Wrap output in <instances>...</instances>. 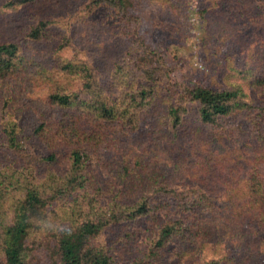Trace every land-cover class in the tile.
Wrapping results in <instances>:
<instances>
[{"label": "trees", "instance_id": "trees-1", "mask_svg": "<svg viewBox=\"0 0 264 264\" xmlns=\"http://www.w3.org/2000/svg\"><path fill=\"white\" fill-rule=\"evenodd\" d=\"M104 1L127 12L138 0H88L84 7ZM49 2L57 0H7L2 6L44 11ZM3 7L0 24L7 16ZM39 16L23 38L59 40L49 54L26 56L24 39L0 37V264H33L39 248L44 264H179L193 256L215 234L216 209L238 211L234 170L228 172L225 161L220 164L226 176L212 170L224 178L221 194L207 178L178 189L130 149L103 179L109 163L102 150L127 143L152 116H159L153 125L158 133L176 136L183 129L199 138L206 124L247 112L264 138V104L255 110L241 82L222 87L197 82L187 90L198 102V116L190 119L187 106L160 93L170 63L142 35L106 70L96 56L66 54L71 27L55 26L54 13ZM99 47L100 42L92 46L96 54ZM241 71L249 86L264 94V66ZM30 83L45 87L53 112L41 110L24 121L19 99ZM212 160L207 156L204 167ZM248 179L253 196L260 197L259 176L251 173ZM140 226L149 232L138 243ZM233 257L225 252L201 264H237Z\"/></svg>", "mask_w": 264, "mask_h": 264}, {"label": "rangeland", "instance_id": "rangeland-1", "mask_svg": "<svg viewBox=\"0 0 264 264\" xmlns=\"http://www.w3.org/2000/svg\"><path fill=\"white\" fill-rule=\"evenodd\" d=\"M5 1L0 0V8ZM87 1L57 0L49 2L44 11L40 7H3L1 10L6 11L7 16L0 24V37L23 41L24 32L38 22L39 13L51 12L56 14L55 26L71 27L68 29L72 37L66 54L96 56L99 68L107 70L113 59L120 58L123 50L139 41L142 35L150 44L161 48L170 63L169 72L160 82V93L187 106L190 119L198 116V102L190 99L187 90L197 82L213 87L241 82L254 99L255 110L260 103L264 104V94L249 86L241 71L264 66V0H138L127 12L106 1L85 8ZM54 40L24 39V54L38 57L49 54L52 44L59 41ZM99 42L102 48L99 47L96 54L97 46L95 49L92 46ZM101 72L105 76L111 73ZM28 86L19 99L23 107L22 120L36 119L41 110L51 115L53 108L45 99V87L35 83ZM158 117H150L142 132L131 135L127 143L102 150L103 158L109 163V167L102 170V178L106 179L123 153L131 149L134 154L141 152L142 157L154 168L158 167L159 173H164L178 189L185 184H199L202 178H207L216 184L218 195L226 192L224 178L220 177L228 174L223 168L226 165L228 172H235L231 180L237 184L238 211H230L232 207L225 209L223 205L218 207L211 215L216 225L212 239L179 264H201L225 252H230L237 264H264V198H261L264 196V138L257 136L248 113L237 112L219 123L206 124L199 138L183 129L176 136L158 133L155 130ZM207 156L213 158L211 164L208 163L210 167H204ZM221 161L226 164L222 166ZM215 169L220 176H214L212 170ZM251 173L260 178V197L253 196L255 191L248 179ZM252 197L258 199L252 202ZM142 227L138 229V243L149 232ZM32 257H35L33 264L45 262V252L40 248Z\"/></svg>", "mask_w": 264, "mask_h": 264}]
</instances>
